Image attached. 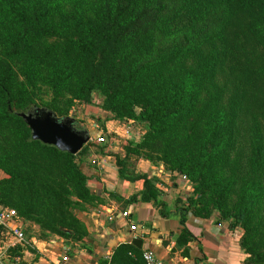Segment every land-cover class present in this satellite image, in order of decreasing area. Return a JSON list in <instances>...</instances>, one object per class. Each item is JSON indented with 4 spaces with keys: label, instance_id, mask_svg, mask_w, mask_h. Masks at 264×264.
I'll return each mask as SVG.
<instances>
[{
    "label": "trees",
    "instance_id": "trees-1",
    "mask_svg": "<svg viewBox=\"0 0 264 264\" xmlns=\"http://www.w3.org/2000/svg\"><path fill=\"white\" fill-rule=\"evenodd\" d=\"M96 92L111 118L144 129L114 154L119 178L143 181L127 202L182 224L215 216L241 231L245 264H264V0H0V205L42 231L69 236L96 200L81 164L110 136L71 154L32 139L14 111L66 116ZM131 155L172 184L185 175L190 192L165 210L157 177L129 174Z\"/></svg>",
    "mask_w": 264,
    "mask_h": 264
},
{
    "label": "crops",
    "instance_id": "crops-1",
    "mask_svg": "<svg viewBox=\"0 0 264 264\" xmlns=\"http://www.w3.org/2000/svg\"><path fill=\"white\" fill-rule=\"evenodd\" d=\"M112 121L106 122L104 128H96L95 136L104 132L108 133L106 139L110 136L104 153L90 148L81 164L87 176V187L96 200L75 210L78 223L71 230L66 229L69 236L42 231L37 224L22 217L12 222L25 232L32 245L23 249L22 264H143L136 250L141 254L144 249L154 251L161 264H244L245 253L239 245L241 234L237 229L230 230L226 222L216 223L215 216L201 218L188 213L182 224L177 212L163 217L157 204L127 202L128 197L142 190L143 181L119 178L114 154L123 156L124 150L117 144L120 141L116 136L118 130H113L116 124ZM132 127L135 131L133 124ZM136 128L139 131L132 138L144 132L141 125ZM101 158L105 161L99 165ZM131 161L133 159L129 158L127 165L130 175L146 173L157 177L158 202H163L165 210L173 209L176 199H184L190 192V186L182 177L172 184L169 173L161 166L140 157L134 160V165ZM123 211L128 215L123 216ZM110 215H113L111 219ZM132 224L136 225L135 230H131ZM184 228L191 235L187 240L181 234ZM134 239H140V246L133 244ZM124 245L131 248L115 255ZM63 256H66L65 261H62Z\"/></svg>",
    "mask_w": 264,
    "mask_h": 264
},
{
    "label": "water",
    "instance_id": "water-1",
    "mask_svg": "<svg viewBox=\"0 0 264 264\" xmlns=\"http://www.w3.org/2000/svg\"><path fill=\"white\" fill-rule=\"evenodd\" d=\"M7 104L10 105L9 99ZM14 113L30 128L32 139L54 145L71 154H76L92 137L90 130L81 126L72 114L58 116L52 109L36 105ZM139 243L140 239L133 240V244L140 246Z\"/></svg>",
    "mask_w": 264,
    "mask_h": 264
},
{
    "label": "built area",
    "instance_id": "built-area-1",
    "mask_svg": "<svg viewBox=\"0 0 264 264\" xmlns=\"http://www.w3.org/2000/svg\"><path fill=\"white\" fill-rule=\"evenodd\" d=\"M103 141H105V137L98 135L92 136L88 142L95 145ZM104 161V158H101L98 164L101 165ZM182 179L187 182L185 175L182 176ZM121 214L123 216L128 215L126 211H123ZM112 216L110 215L109 218L111 219ZM17 218L18 214L14 208L0 205V264H22L24 261L21 254L23 249L27 250L32 247L25 232L18 225H13L12 222ZM130 228L131 230H135L136 225L132 224ZM15 246L20 247V252L11 254L10 250ZM141 259L143 264H161V260L152 250H142ZM65 260L66 256H63L62 261Z\"/></svg>",
    "mask_w": 264,
    "mask_h": 264
},
{
    "label": "rangeland",
    "instance_id": "rangeland-1",
    "mask_svg": "<svg viewBox=\"0 0 264 264\" xmlns=\"http://www.w3.org/2000/svg\"><path fill=\"white\" fill-rule=\"evenodd\" d=\"M49 97H50V95L48 93V90L44 89L43 94H42L43 100H48ZM101 99H102V97L100 96V94L98 92H96L93 95L94 102L92 104H85L82 101L76 100L75 104L72 108V111L70 113L79 121V124L81 126L87 127L90 130L91 134H93L92 136H95L96 133H98L96 131V128H100L102 124L105 125V123L108 122L109 120H111V121L114 120L113 118H111L112 115L109 111H105L99 106L101 101H102ZM38 102H40V101H38ZM116 121H118V122H116ZM93 123L97 124V127L93 126ZM112 123L116 124V126L114 125L113 130H115V131L118 130V131H116V132H118V134L116 136H118L119 140H120L117 143L119 145V147H122L126 140L138 138V137L132 138L133 136H136L138 131H139V129L136 128V126H138V124L135 121H133L132 119H129L127 121L114 120V121H112ZM132 124L135 127V131H134V129H132L133 128ZM120 127L122 128L121 130H119ZM116 132L114 133V135L116 134ZM103 134H104L103 136L105 137V136H107L108 133L106 134V132H104ZM139 157L140 156L131 155L130 158H131V160L133 159V161H131V164L134 165L135 164L134 160H136ZM140 158L145 159L144 157H140ZM145 160H147V159H145ZM150 163L152 165H154L152 162H150ZM154 166H157V167L161 166L162 168H164V166L162 164L154 165ZM8 207L16 209L13 206H8ZM18 217H20V215H18ZM32 223H34V222H32ZM238 231L241 234V231L240 230H238ZM13 248H15V247H13ZM241 249L243 250V248H241ZM11 250H12V248H11ZM243 252H244V250H243ZM13 253L14 252H11V254H13ZM244 258H247L246 253H245ZM243 263H244V261H243Z\"/></svg>",
    "mask_w": 264,
    "mask_h": 264
}]
</instances>
